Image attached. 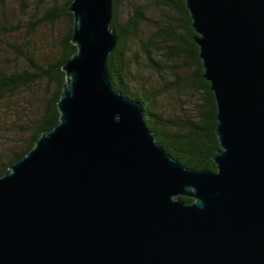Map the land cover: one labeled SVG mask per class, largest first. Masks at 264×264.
<instances>
[{"label": "water", "instance_id": "1", "mask_svg": "<svg viewBox=\"0 0 264 264\" xmlns=\"http://www.w3.org/2000/svg\"><path fill=\"white\" fill-rule=\"evenodd\" d=\"M184 1L217 171L182 165L114 90V0H73L60 121L0 176V264H264V0Z\"/></svg>", "mask_w": 264, "mask_h": 264}, {"label": "trees", "instance_id": "2", "mask_svg": "<svg viewBox=\"0 0 264 264\" xmlns=\"http://www.w3.org/2000/svg\"><path fill=\"white\" fill-rule=\"evenodd\" d=\"M12 1L0 0V122L3 117L12 121L0 126V176L59 123L57 104L66 82L62 65L77 51L71 42L73 0H17L11 10ZM113 5L111 26L118 43L108 65L114 90L143 105L147 125L172 157L190 169L216 172L213 156L220 149L216 101L203 78L197 33L185 1L114 0ZM154 9L167 15L155 21L153 35L143 37ZM66 19L70 25L61 54L52 59L39 48L38 34ZM145 72L162 78L160 90L145 80ZM173 90L198 96L195 114L180 119L165 115L160 100ZM181 199L192 202L188 197Z\"/></svg>", "mask_w": 264, "mask_h": 264}, {"label": "rangeland", "instance_id": "3", "mask_svg": "<svg viewBox=\"0 0 264 264\" xmlns=\"http://www.w3.org/2000/svg\"><path fill=\"white\" fill-rule=\"evenodd\" d=\"M13 0L10 3V9H15L16 3ZM62 2H65L66 0H61ZM145 2H152V0H141ZM125 13L124 16H127V7L124 6ZM165 15H167V12L165 10H159L154 9L149 14V21L144 27L142 36L148 37L154 34V26L155 24L161 22V20L164 19ZM155 21L157 23H155ZM69 21L62 20L55 26H46L44 27L38 34V45L39 48H44V54L48 53V56H50L52 59L57 58L61 54L62 50V39L66 36L68 30H69ZM145 80H147L151 86L161 89L164 85V81L162 78L155 73L151 72H145ZM185 74V73H184ZM36 101V98H31ZM30 99V102H31ZM160 105L163 110H165V115L169 118L173 119H180L187 117L189 115H193L196 113V111L199 109L198 106V96L193 95L192 93L185 92H176L173 90L172 92L168 93L167 95H164L160 100ZM2 118V117H1ZM10 117H3L2 121L0 122V126H3L4 123L7 121L10 124L12 123L11 120H9Z\"/></svg>", "mask_w": 264, "mask_h": 264}]
</instances>
